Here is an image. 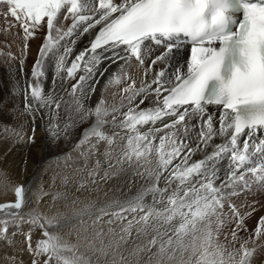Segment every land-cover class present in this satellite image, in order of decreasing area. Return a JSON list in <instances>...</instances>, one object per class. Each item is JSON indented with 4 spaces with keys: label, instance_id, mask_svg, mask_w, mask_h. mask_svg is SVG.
Instances as JSON below:
<instances>
[{
    "label": "snow or ice",
    "instance_id": "snow-or-ice-1",
    "mask_svg": "<svg viewBox=\"0 0 264 264\" xmlns=\"http://www.w3.org/2000/svg\"><path fill=\"white\" fill-rule=\"evenodd\" d=\"M2 2L19 22L25 41L47 29L31 70L37 83L25 86L24 111L33 124L41 110L55 116L67 105L55 87L45 95L40 84L44 58L63 48L56 76L75 80L68 95L75 98L79 122L94 118L76 149L87 146L81 152L87 165L101 143L107 145L108 170L96 180L101 167L97 159L88 173L92 179L80 187L106 181L117 170L130 172L144 184L134 196L96 210L94 223L119 221L122 227L118 234L109 227L114 238L107 241L103 228L86 238L88 250L98 253L94 262L79 252V242L64 241L53 231L87 209L62 219L29 213L25 220L28 190L23 185L15 188L14 201L0 204V211L11 217L0 220V241L11 246L27 224L24 238L31 264H101L102 258L109 264V257L116 264L117 256L119 264H252L258 246L238 235L250 213H242L232 198L255 185L264 187V0ZM61 18L71 23L65 28ZM90 33H94L90 46L66 67L76 40ZM185 51L188 55L177 64L176 58ZM103 59L118 66L109 83L126 86L119 93L118 107H108L101 99L94 108H86L82 101L95 93L92 81ZM134 66L143 71L139 84L128 71ZM81 71L84 74L77 79ZM212 106L218 114L209 110ZM69 119L72 122L62 127L50 125L53 138L74 127L76 121ZM35 139L33 127L27 142ZM197 155L200 158L193 159ZM224 161L227 169L221 176ZM230 224L234 227L222 243L220 236ZM10 225L16 229L11 236ZM36 228L42 235L33 243ZM254 232L264 239V217ZM129 244L133 247L125 255ZM6 264L23 262L13 255Z\"/></svg>",
    "mask_w": 264,
    "mask_h": 264
},
{
    "label": "bare ground",
    "instance_id": "bare-ground-1",
    "mask_svg": "<svg viewBox=\"0 0 264 264\" xmlns=\"http://www.w3.org/2000/svg\"><path fill=\"white\" fill-rule=\"evenodd\" d=\"M7 7L8 6L6 5V3L0 2V26L5 29V37H8L10 40L8 41L10 43V46L5 44L4 49L8 53L13 52V54L16 55V57H18L19 59L12 58L9 54L5 55V57L0 54V151H5L8 148V143L10 140L8 137H6L7 135L9 137H12L11 140L13 141H11L10 143L11 146L16 144L17 142L21 147H18L16 150H12L11 152H9L8 156L12 159V161H10L12 163L8 165L7 169L8 172L10 171V174L7 178L0 175V188H6L9 182L8 178L13 174V176L15 177V173L19 172L17 164L21 161H25L27 164H29V166H31V168L28 167L30 169L29 172L32 171L29 175H35V177L38 176L39 171L34 168L36 167V163L38 162L33 163V161H45L58 154H61V152L64 150L66 151L70 149L73 146V143L76 141L77 136L83 133L85 129L91 127V125L94 123V118H90L83 123H80L78 117L75 114V98L68 95V92H70L71 90V84L75 83V80H61L56 76V69L54 68L55 56L58 52H63V48H61L54 55L49 54L44 58L45 77L41 80L46 84V95L50 94L55 87L58 96L67 101V105L62 106V108L58 112V115H55L56 118L59 119H57L54 123L60 124L62 127V123L68 122V119L72 117V120H75L77 124L75 122L73 128H70L66 133L62 132L58 136L59 138L54 141L50 140V132L48 131L50 126H47L45 124V116L43 114V110L36 114L35 124H33L32 118L24 111L25 86L32 81L31 70L36 59L39 57L40 47L44 42V36L47 29L45 28L43 30H40L33 38L25 41L24 32L19 26V22H17L11 17L10 14H8ZM70 23V21H65L63 20V18H61V25H63L65 28ZM0 30H2V28ZM91 35L92 33L86 34L76 40V43L72 46L73 51L67 58L66 67L70 66L72 60L75 58V55L87 48V43ZM25 44L27 45L26 49ZM187 55L188 53L187 51H185L181 56H178L176 58L177 64L182 63ZM21 60H23L22 68L20 66ZM128 71L133 76V78L137 80V84H139L140 79L143 77L142 69L134 66ZM117 72L118 66L112 63L110 60L103 59L99 63L95 78L92 81V83L95 85L96 91L94 94L89 95V99L82 101L86 108H94L96 103L101 99L105 101V104L108 107L119 106V93L121 89L126 86V84L109 83V79L113 74H116ZM83 74V71L79 72L77 74V79L79 78V75ZM146 106L147 103L145 105H141V107ZM216 113L218 114V110L216 111ZM69 121L71 120L69 119ZM193 123H196V121L194 120ZM156 126L159 127L160 125L157 124ZM33 127H35V143H28L27 137L33 134ZM6 128L8 129L7 132L5 131ZM142 130L147 129L145 128ZM10 134H12V136ZM21 136L23 137V139L19 138ZM216 142L219 143L220 141L217 140ZM21 148H23L22 150L26 149V152H19ZM100 155L101 147L99 146V157ZM199 158L200 156L197 155L193 159ZM74 167L76 169L78 168L77 166ZM74 167L73 169H75ZM226 169L227 161H224L219 166L221 176H223ZM19 175L17 174L18 178H20L21 180V176L19 177ZM15 178L18 179L17 177ZM31 181L33 180L31 179ZM101 183L103 182L101 181L100 184ZM143 184V180L133 177L130 172H120L117 170V172L113 174L112 183H110V188H112L111 190H113V192L110 191L108 192V194L117 196L120 200H123L130 196H134ZM99 185L89 184L88 186L83 188V192H81V190H79L80 192H78L82 196H84L85 202H89L93 199L94 195H96L97 197V194L101 193V190L103 188L101 189ZM65 187V184L62 185L60 187L62 189L60 193L56 192L55 196L57 206L70 207L74 205H80V202L76 199V197H74L75 195H73L68 190L66 193L64 192ZM73 201H75V203H73ZM232 202L240 208V211L242 213H250V215H245L244 224H247V226L249 227L248 230H250V233L248 234L249 240L254 241L258 246L257 251L254 254L252 264H264V243L259 246V240L261 239H258L255 236L254 232L260 217H264V187L255 185L252 189L241 192L238 196L233 197ZM2 213L4 212L0 211V215ZM232 227H234L233 224L228 226V228L224 230V234L228 235ZM242 232H244L243 229L239 232L238 235L243 239V237L241 236ZM222 239L224 240V238L220 236V240ZM237 247H239V244H237Z\"/></svg>",
    "mask_w": 264,
    "mask_h": 264
},
{
    "label": "rangeland",
    "instance_id": "rangeland-1",
    "mask_svg": "<svg viewBox=\"0 0 264 264\" xmlns=\"http://www.w3.org/2000/svg\"><path fill=\"white\" fill-rule=\"evenodd\" d=\"M11 25V24H10ZM0 54L5 57V55L9 54L12 58L14 56L15 59H19L16 57V55L13 54V52H6L4 49V45L7 44L10 46V43L5 37L4 28L0 26ZM9 43V44H8ZM63 52H58L55 56V64L54 68L56 69V63L62 55ZM37 83V81L33 80L32 78V84ZM41 87L44 90V94L46 95L47 87L44 81H40ZM59 98V96H58ZM70 113V112H69ZM43 114L45 116V124L47 126L52 125L57 119L56 116H50L47 114L46 110H43ZM65 120V119H64ZM66 121V120H65ZM68 122H72L69 121ZM64 124V123H62ZM77 124V122H76ZM73 128V127H72ZM62 133V132H61ZM66 133V132H65ZM12 136V134H10ZM83 133L79 134L76 138V141L73 143V146L68 149L61 152V154H58L50 159H47L45 161L40 160L39 161H33V163H36V170L39 171L38 176L35 177V175H29L31 172L29 168V164H27L25 161L18 162L17 168L19 169L18 173H15V177L18 178L17 174L20 178L16 179L13 175V177H9L8 184L6 188H0V204L9 203L15 200L14 190L17 186L23 185L27 191V204L23 208V212L25 213L24 219H29V216L27 214L31 213L32 215H41L44 218H52L56 217L58 219H62L64 216H73L74 212H80L81 210L87 209L84 215H82L79 218H74L73 222L62 226L60 228L54 229V233L62 238V240L67 241L69 243H77L79 242V252L84 253L85 255H88L91 257L93 262L95 261L96 256L98 253H91L90 250H88L87 247V240L94 237L95 231L103 228V231L105 233L104 239L105 241L114 238V233L109 232V227L113 228L115 230V233L118 234L120 232V229L122 227L121 222L117 221L113 225H108L107 223L104 224H98L94 223L97 219V212L96 210L104 207L107 204L115 203L116 201H120L119 197L109 195L108 192H113L110 188V183H112L113 175L110 176L109 179L106 181H102L103 183H99L96 185H99V187L102 189L100 194H97L93 196V199L89 202H85L84 196H82L79 192H83V188L80 187L82 183H86L87 181L91 180L92 177H89L88 173L96 166V160L99 159L101 161V167L98 170V174L95 177L96 180H100V177L104 175V172L108 170L107 165L109 163V160L104 156V152L107 150V145L104 143H101V155L99 157V149L98 154L93 153L88 157L87 165H85L84 157L81 156V152H86L87 146H82L80 149H76V145L79 143V141L82 138ZM9 138L8 148L0 152V175L5 176L6 178L9 176L10 171L8 172V165L11 164L12 159L9 158L8 154L12 150H16L18 147H21L19 143L16 142L14 145H10L12 137L6 136ZM59 137L53 138L50 134V140H56ZM16 145V146H15ZM20 149L19 152L25 153L26 149L22 150ZM71 156V159L68 160L66 157ZM42 161V162H41ZM113 164H115V160L113 159L111 161ZM40 165V166H39ZM39 166V167H38ZM74 166H77V169H82L83 171L77 172L76 168ZM29 167V168H28ZM73 167L75 169H73ZM24 172H23V170ZM76 171V173H75ZM23 172V173H22ZM75 173V174H74ZM25 175V177H24ZM28 175V176H27ZM4 177V178H5ZM68 178V182L65 183V179ZM24 179V182H23ZM27 179V180H25ZM31 179L33 181H31ZM37 179V180H36ZM14 180V181H12ZM65 184L64 192L66 193L67 190L70 191L74 197L80 202V205H74L70 207L66 206H57L56 201V192H59L62 190L60 187ZM6 186V185H3ZM2 186V187H3ZM9 187V188H8ZM108 191H107V189ZM75 192H74V191ZM83 190V191H82ZM119 190V189H118ZM79 191V192H78ZM100 195V197H99ZM104 196V197H103ZM49 197V198H48ZM44 200V201H43ZM49 200V201H48ZM150 202V198H148ZM48 202V203H47ZM42 204V205H40ZM45 204V205H44ZM82 204V205H81ZM59 208V209H58ZM113 211H116L117 209H112ZM4 212V211H1ZM110 217H104V220L107 221ZM5 219H11L6 212L2 213L0 215V220ZM129 219H131V216H129ZM126 223V222H125ZM232 225V224H230ZM229 225V226H230ZM233 228V227H232ZM249 227L247 224L245 225V228L243 229L244 232H242L241 236L243 239L249 240V233L250 230H248ZM16 229L10 225V232L9 235L11 236L13 232H15ZM29 231L28 225L24 224L22 225V232L18 235H16L13 238V244L10 246L4 241H0V264H6V261L10 256H15L17 261H22L23 264H31V255L27 251V243L24 238V233H27ZM41 230L39 228H36L32 232V239L33 243L39 238H41ZM225 236V234H223ZM221 235L222 238L224 236ZM133 236H135V232L133 231ZM223 243V239L220 240ZM252 241V240H250ZM264 243V239L259 240V246ZM99 246V241L97 240V247ZM237 246V245H236ZM133 247V245L129 244L127 245L123 251L124 254L127 255V252ZM109 264H111L112 258L109 257ZM116 264H119V256L116 258ZM101 264H103V258L101 260Z\"/></svg>",
    "mask_w": 264,
    "mask_h": 264
}]
</instances>
